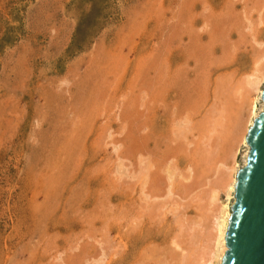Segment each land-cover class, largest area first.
<instances>
[{
  "label": "rangeland",
  "instance_id": "obj_1",
  "mask_svg": "<svg viewBox=\"0 0 264 264\" xmlns=\"http://www.w3.org/2000/svg\"><path fill=\"white\" fill-rule=\"evenodd\" d=\"M263 52L264 0H0V264H156L143 146L220 158Z\"/></svg>",
  "mask_w": 264,
  "mask_h": 264
},
{
  "label": "bare ground",
  "instance_id": "obj_2",
  "mask_svg": "<svg viewBox=\"0 0 264 264\" xmlns=\"http://www.w3.org/2000/svg\"><path fill=\"white\" fill-rule=\"evenodd\" d=\"M255 61H256L255 68H253L254 70H252L247 77V80H246L247 86H245V89H244L245 91L243 89H241L243 91L242 96L245 95L244 96L245 100H243V101L246 102V108H244V109H246V113L242 114V112H241L239 114V118L237 119L236 123L234 124V127L232 128L231 133H229L230 136H228V141L226 140L227 141L226 143L228 144L226 146H228V149L224 152H221V154H223V155H221L220 158L218 157L219 154H216V152H215L216 147H214L215 150L213 147L211 149V151L214 150V152L216 154V159H215V154L210 153L208 148H207V150L204 152L205 153L207 152V155H208V152L211 155H214V159L211 160L210 159L211 157L209 158V155H208V159L206 160L207 156H205L206 158L203 159V161H202V159H200L201 157L198 158L195 156V155H197L196 152H195V154L192 152L194 154V155L193 154L192 155L195 156L196 161L198 158L199 162L200 161L202 162V166H199L198 164L194 163L195 162L194 159H193L194 162H192L193 160L191 159V157H190V159L192 161L190 160V162H188L186 160L187 164H185V165L183 164L184 166H182L181 162H179L181 160L180 159L181 157L180 156H179L180 158L178 157V151L175 150L176 152L173 151V153L167 152L164 155L162 154L163 156L161 155L162 157L159 158L160 155L158 157L157 154H156L157 156L155 154H153V152H154L153 149L155 147L154 148L152 147L153 149H151V147H150L151 145H149L148 143L147 144L145 143V145L143 146L145 149H144V151L142 150L143 153L141 152L142 153L141 156L144 159L141 161H144V160H147V161H146V163L144 162L145 165L143 162L142 163H141V161L139 162V163H141L142 169L140 171L141 176L137 175V177H138V179H139V176L141 177V185H139V186L140 187L142 186L141 191L143 192V197H144V200L146 201V203H148L147 199L152 200L153 198H156V197H165V198H163L164 201H163V199L161 200L160 198H156L153 200V201H155L157 199H160L162 202H160V203L157 202L159 204V206H156L153 203H151V204L155 205L157 208L158 207L159 208H165V211L167 210V208L169 206H171L170 207L171 211H169V209H168V211H169L168 213H170V212L174 213V210L177 211L178 210L177 207L179 206L178 208H180V206L182 204H183V206H181V207H183L184 210L188 209L189 207L185 208L188 206L187 203L185 205L186 201L183 203L182 200H184L186 198L187 199L189 198V200H190L192 198L193 199L192 205L193 204L195 205V206L193 205V207H195V210H196L194 212L195 215L193 214L194 216L190 214L191 217H189V220L185 219L186 216L183 219V217H182L183 214L180 213V210H179V213L181 214V217H180L181 220H179L180 219V218H178L179 214L176 213V215L178 216V217L176 216V220L178 219L177 222L179 223L178 227H180V231L178 233H176L175 235H172V236L170 235L169 238H168V235L165 238L163 232H160L161 230L159 231L160 233L157 232L156 234H154V232L152 230H150L151 234H147V235L145 234L146 239L144 240V242L146 244H144V243H142V244L145 245V247H144L145 251H147V250L150 252L152 251L151 252L152 256H153V252H155V253L158 252L156 257H155L156 258V264L157 263L158 264H222L223 256L225 255V252L227 250L226 234H227V230H228L229 219L231 216V209H232V205L235 202V195L234 194H235L236 176H237V172L240 170V168H242L246 164L247 157L249 154V149H250V146L246 140L247 134H248L249 128L252 126L255 118H257L259 116L260 112H262L264 109V101L262 98L263 92H264V52L262 54H260V56ZM237 88L240 89L239 87H237ZM241 90H239V93ZM239 98H240V96H239ZM154 99H155V97H154ZM243 105H241V106L243 107ZM242 109L243 108H241L240 111H242ZM152 117L148 118V119H150L149 125L151 128L153 125H154V127L156 126L155 121H152L154 119ZM215 121H217V119H215ZM179 122H181V120ZM183 123H184V121H183ZM185 127H186V125H185ZM213 127H215V126H213ZM153 128H152V130H153ZM180 128L178 127V130ZM155 129H156V127H155ZM213 131H214V129H213ZM154 132L158 133L159 131L156 130ZM163 133H164V131L161 130V134L159 135V137ZM171 133H174V132H171ZM154 135L152 138H155ZM156 135H158V134H156ZM164 135H166V134L164 133ZM148 137H149V134H148ZM163 138L164 137L162 136V139ZM165 139H166V137L163 140H165ZM153 142H154V140H153ZM161 142L162 141H160V143ZM163 142H162V144H163ZM165 142H166V140H165ZM165 142H164V144H165ZM207 142H208V144H210L209 141H207ZM156 145H157V143H156ZM152 146H154V145H152ZM158 146H160V144ZM241 147H244V150L242 153H241ZM158 149H160V148H158ZM161 149H162V147H161ZM177 150H179V149H177ZM195 151H197V150L195 149ZM221 151H223V150H221ZM139 153L140 152H138V154ZM179 153H181V152H179ZM199 153H202V152L199 151ZM239 154H241V160L240 161L237 159ZM203 155L204 154H202V156ZM193 156H192V158H193ZM138 158L141 159L140 156H138ZM212 158H213V156H212ZM182 161H184V160H182ZM203 163L205 165H203ZM153 168L156 170L153 171L152 170ZM135 169H136V166H135ZM138 171L139 170L137 169L136 174L138 173ZM158 174H160V176ZM155 175L157 176V178ZM158 176L161 178H159ZM213 176H214V179L212 180ZM188 180H190L189 183L187 182ZM159 181L160 182L162 181V183L160 184L161 186L159 185ZM137 182H139V181H137ZM148 183L150 186L148 185ZM207 184H209V187L207 189H204V186H207ZM153 185L155 186V188L157 190L154 187H153L154 190L152 189ZM156 186H158V188ZM197 189H200L201 191H196ZM221 193H224V196H226V198L223 201H220ZM204 194L207 197L205 201L203 200V198L205 199ZM140 197H141V195H140ZM166 197H167V200H165ZM180 199H181L182 203L180 202ZM189 200H188V202L190 203ZM136 204L138 205L139 202ZM141 204H140V206H141ZM133 206H135V205H133ZM138 207H135L134 210H136ZM146 207L148 208L147 204L143 203L141 209L144 208V210L146 209L150 212L151 210H149V208L147 209ZM138 210H139V208H138ZM145 211L141 210V212H144L143 213L144 215L141 214V212L139 211L141 216L143 215L144 217L147 218V214L153 215V213L149 214L148 211H146L147 213ZM155 211H156L155 214H157V212L161 211V209L160 210L157 209ZM139 212L137 211V214H136L137 216L135 215V217L132 214V216L134 217L132 222H134V220L136 221V222H134V224H140L141 220L138 221L139 223H137L138 219H136L137 217L142 218L140 216ZM151 212H154V210ZM189 212H191V211H189ZM161 213L159 212V214H161ZM165 213H167V211L164 212V214L162 213L163 216H161V215L160 216L164 217ZM182 213H183V211H182ZM138 214L140 217L138 216ZM159 214H157L155 216L157 217ZM152 215H150V217L148 216V219L150 221L152 220ZM144 220H146V219H144ZM161 220H163V219L161 218ZM185 222H187L189 224L188 225V232L186 231L187 227H185ZM162 224H163V222H162ZM147 226H148V224H147ZM183 226H184V229L186 228L185 232L183 231ZM171 228H172V226H171ZM146 229H149V228H146ZM157 230H159V229H157ZM168 230H170V229H168ZM139 231L140 232L142 231L141 228ZM143 231H145V230H143ZM148 231L149 230H147L145 233H148ZM173 232H175V231H173ZM168 233H165V234H168ZM169 234H171V233H169ZM135 244H137V243L135 242ZM142 253H145V252L143 251ZM147 254L148 253L146 252V257H147ZM143 256H145V255H143ZM145 260H147V259L145 258ZM147 262H149V261H147ZM147 262H145V263H147ZM150 262H151V260H150ZM141 263L143 264V262H141ZM133 264H135V263H133Z\"/></svg>",
  "mask_w": 264,
  "mask_h": 264
},
{
  "label": "water",
  "instance_id": "obj_3",
  "mask_svg": "<svg viewBox=\"0 0 264 264\" xmlns=\"http://www.w3.org/2000/svg\"><path fill=\"white\" fill-rule=\"evenodd\" d=\"M246 140L250 149L236 176L222 264H264V109Z\"/></svg>",
  "mask_w": 264,
  "mask_h": 264
}]
</instances>
